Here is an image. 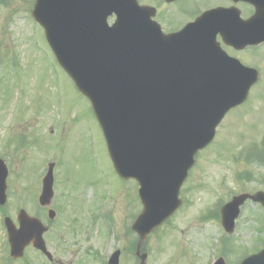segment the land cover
I'll list each match as a JSON object with an SVG mask.
<instances>
[{"label":"rangeland","instance_id":"1","mask_svg":"<svg viewBox=\"0 0 264 264\" xmlns=\"http://www.w3.org/2000/svg\"><path fill=\"white\" fill-rule=\"evenodd\" d=\"M33 2L0 0V159L9 170L7 203L0 207V264H105L116 248L120 264H138L129 252L135 235L128 227L141 209L138 185L116 176L89 102L58 66L30 15ZM238 56L258 69L259 79L197 154L180 190L181 207L143 245L146 264H211L221 255L237 264L264 246L261 205L246 201L230 234L217 214L234 195L264 191V166L246 158L264 154V44ZM27 121L33 123L29 130L25 123L11 128ZM49 162L55 163L52 221L37 202ZM20 208L49 225L44 238L54 261L31 247L21 260L9 261L2 218L15 221Z\"/></svg>","mask_w":264,"mask_h":264},{"label":"water","instance_id":"2","mask_svg":"<svg viewBox=\"0 0 264 264\" xmlns=\"http://www.w3.org/2000/svg\"><path fill=\"white\" fill-rule=\"evenodd\" d=\"M261 12L257 8L248 22L220 23L207 12L179 33L165 35L150 18L154 12L136 0L35 1L32 16L58 63L91 102L117 174L139 184L142 211L132 224L138 247L179 207V188L197 151L212 140L225 113L246 99L258 79L255 69L220 50L216 32L231 45L264 42V23L256 21ZM113 14L109 26L107 18ZM52 167L42 180V206L53 195ZM6 175L0 160L1 205ZM246 199L264 207V192L234 196L220 211L226 232H232ZM48 214L54 217V211ZM17 220L18 228L9 217L3 221L10 256L21 257L32 243L51 258L42 237L47 228L24 210ZM118 255L115 251L108 264H118ZM145 257L140 256V264ZM214 264L224 262L219 258ZM240 264H264V248Z\"/></svg>","mask_w":264,"mask_h":264},{"label":"flooded vegetation","instance_id":"3","mask_svg":"<svg viewBox=\"0 0 264 264\" xmlns=\"http://www.w3.org/2000/svg\"><path fill=\"white\" fill-rule=\"evenodd\" d=\"M254 1L255 0H149L143 3H147L156 8L155 17L160 23L163 31L165 33H172L180 30L186 23L209 10L220 9L222 12L230 14L232 17L237 18L238 16L242 20H248L254 15L256 8H264V0H257V5ZM217 39L221 40L220 35H217ZM221 45L228 54L238 58L239 53L253 49L247 47L243 50H236L233 47L224 44Z\"/></svg>","mask_w":264,"mask_h":264},{"label":"trees","instance_id":"4","mask_svg":"<svg viewBox=\"0 0 264 264\" xmlns=\"http://www.w3.org/2000/svg\"><path fill=\"white\" fill-rule=\"evenodd\" d=\"M258 161L259 163L263 162V159H261L260 157H258Z\"/></svg>","mask_w":264,"mask_h":264}]
</instances>
